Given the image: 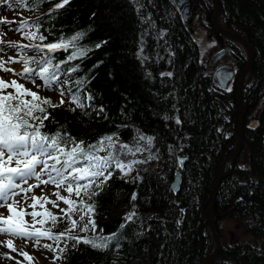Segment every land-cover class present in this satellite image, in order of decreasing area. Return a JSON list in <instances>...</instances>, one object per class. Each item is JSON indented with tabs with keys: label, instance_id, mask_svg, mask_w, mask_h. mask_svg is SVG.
<instances>
[{
	"label": "trees",
	"instance_id": "16d2710c",
	"mask_svg": "<svg viewBox=\"0 0 264 264\" xmlns=\"http://www.w3.org/2000/svg\"><path fill=\"white\" fill-rule=\"evenodd\" d=\"M192 2L201 33L229 49L239 72L241 46L213 31L210 0ZM23 3L34 14L27 20L46 36L43 43L82 33L76 48L88 50L71 61L72 48L51 54L53 63L65 61L58 75L68 82L63 85L70 101L69 88L82 106L52 103L60 106L48 108L42 131L100 146L106 137L127 141L137 129L150 136L157 153V169L124 177L111 168V178L92 189L98 194L85 197L94 204L96 224L86 236H113L108 246L68 240L57 264H202L211 246L205 218L211 183L236 141L233 85L215 84L166 0H70L59 9L55 5L63 0ZM217 17L253 49L241 108L245 123L258 118L253 129L244 124L242 149L217 188L215 207L225 215L214 224L220 249L211 264H264V0H219ZM72 67L78 70L69 74ZM178 157L185 158L181 165ZM175 170L180 182L172 191ZM43 225L65 232L59 220Z\"/></svg>",
	"mask_w": 264,
	"mask_h": 264
},
{
	"label": "snow or ice",
	"instance_id": "6c2138e0",
	"mask_svg": "<svg viewBox=\"0 0 264 264\" xmlns=\"http://www.w3.org/2000/svg\"><path fill=\"white\" fill-rule=\"evenodd\" d=\"M22 3L23 0H20ZM70 0H63V3H56L55 8L64 7ZM16 21L0 20V24H12ZM35 29V30H33ZM15 31L20 32L24 39L29 43L23 44L18 42H9V46L17 49L16 57H9V62H20L22 70L16 73L14 69L4 67V62L0 61V68L3 71H11L15 75L32 80L35 77L40 78L44 82L45 87H51L53 84H67V81H60L58 72L61 67L60 63H53L52 53L59 50H67L72 48V53L67 57L68 61L75 60L85 56L87 49L76 48L75 42L83 35L78 33L71 39H58L56 42L43 43L46 36L39 33V28L30 24L27 19H21ZM40 41V43H34ZM3 43V41H0ZM100 47V45H97ZM31 48L37 52L44 53L40 59L29 57L24 49ZM78 67L69 68V74L76 72ZM166 75H171L167 73ZM77 85H81L82 81H75ZM12 88L13 91H6ZM61 96L65 94L64 87H61ZM68 93L73 103L80 105L79 95L73 94L69 88ZM91 99V97H89ZM64 101L61 99L60 104ZM59 104H52L49 98L40 97L35 91L25 88L16 80L5 81L0 78V206L6 207L9 215H0V234H8L22 238H31L39 242L40 238H48L54 240L57 245L61 240H73L74 246L80 243L88 244L93 248L103 250L108 246V242L113 236H72L65 235V232L53 234L51 230L41 231L35 229L30 231L26 222L22 219L23 215H31L33 217V227L36 217H47L54 225L59 219L56 215L45 209L42 212L33 211L27 213L24 210H18L15 205L17 201L15 197L24 194L27 199V193L32 192L34 188L40 187L41 184H52L56 188L63 187L68 196L60 195L59 191L55 193L57 201H62L67 208L60 209L64 213V218L70 221V227L66 232H71L77 227V221L72 218L74 212H81L80 220L83 221L85 215L89 217L88 223L84 224L79 231L87 233L96 231L95 221L91 218L94 212V204L86 202L85 197L97 195L98 193L92 189L100 188L103 183L111 178L115 168L124 172L125 168L130 170V165H126L114 158L109 152L105 156L97 155L103 150V141H99L97 145L77 142L72 137L63 136L57 132L55 134H47L42 131L44 121L49 119L48 108L59 107ZM179 123V120H177ZM104 139L111 140L110 137ZM151 138H149V141ZM140 151V149H137ZM29 179H35L37 183L30 184ZM75 193L76 200L72 199ZM32 207H37V202L43 208V203H52L58 206L56 201H49L47 197L32 196ZM135 200V195L132 196ZM133 214H128L126 219L131 220ZM41 225L45 224L44 219L39 220ZM7 245L11 248L12 241H7ZM45 248L52 249V245H44ZM66 249L61 248L60 252ZM26 255V254H25Z\"/></svg>",
	"mask_w": 264,
	"mask_h": 264
},
{
	"label": "rangeland",
	"instance_id": "374dc122",
	"mask_svg": "<svg viewBox=\"0 0 264 264\" xmlns=\"http://www.w3.org/2000/svg\"><path fill=\"white\" fill-rule=\"evenodd\" d=\"M32 15H34L33 12L27 11L25 4L23 2L21 3L20 0H0V20L6 19L17 22L12 24H0V41H3V43H0V61L4 62V67L14 69L16 73H19L22 70V64L20 62L8 61L9 57L17 56V49L10 47L9 42H18L23 44L29 43V41H26L22 34L15 31V29L18 27V22L21 19H28ZM194 23L197 29H199L196 24V19ZM199 38L200 41L198 42V47L202 60L206 65H209L208 63L210 60H208V57L211 53L213 54L215 51H217L215 48V41L212 38L209 39L205 37L202 33H200ZM24 52L29 57H35L36 59H40L42 57L39 52L31 48L24 49ZM224 57L225 54L223 58ZM209 71L211 73L210 69ZM0 78L4 79L5 81L16 80L25 88L37 92L40 97L49 98L51 103H59L61 99H63L69 101L72 106H75V104L70 101L66 93L63 95V97L61 96L60 89L61 87H64L63 84L57 83L53 84L51 87H45L44 82L38 77L30 80L15 75L11 71L5 72L2 68H0ZM60 81H62V79H60ZM6 91L11 92L13 89L8 88ZM149 138L150 137L144 135L139 130L133 129L132 135L127 141H123L118 138H112L111 140L103 142V150L98 152L97 155L105 156L111 152L114 158L126 165H130V170L125 168L124 172H121L117 169L124 177L131 175L137 170H155L158 168L157 153L152 140L149 141ZM137 149H140V151H137ZM29 183L35 184L37 181L35 179H29ZM57 191H59L60 195L62 196H68V193L63 187L58 189L52 184H41L40 187L34 188L32 192L27 193V199H25L24 194L16 196L15 200L17 203L15 207L18 210H24L27 213H31L33 211L42 212L47 209L59 218V222L65 228V235H70L71 233H77L80 236L84 234H92L93 231H91V228L87 233L79 231V229L83 227L84 224H87L89 220V217L85 215L84 220L81 221V212H74L72 214V218L78 222L76 229L72 230L71 233L66 232V230H68L70 227V221L64 218V213H62L60 209L67 208V205H65L62 201H57L55 195ZM33 195L36 197H47L49 201H56L58 206H54L52 203L44 202L42 208L40 207L41 202H37V207L33 209L30 207V205L33 203V200L31 199ZM71 198L74 200L77 199L75 193L72 194ZM7 203H11V201L4 202V206H0V215L5 217L9 215L6 207ZM22 219L26 222L30 231L35 229H40L41 231L50 230L49 228L46 229L44 225L39 223V220L41 219L49 222L50 220L47 217H36L37 222L35 223L34 227L33 217L31 215H23ZM51 232L53 234H60L57 231L51 230ZM9 240L12 241L11 248L7 245V241ZM66 242H68V240H61L59 245H57L54 240L42 237L37 243L36 240L31 238L0 234V264H57L59 250ZM47 244L52 245V249L45 248L44 245Z\"/></svg>",
	"mask_w": 264,
	"mask_h": 264
},
{
	"label": "water",
	"instance_id": "95a60500",
	"mask_svg": "<svg viewBox=\"0 0 264 264\" xmlns=\"http://www.w3.org/2000/svg\"><path fill=\"white\" fill-rule=\"evenodd\" d=\"M172 8L175 10L181 24L188 32V34L193 38L195 43L198 45L200 41V31L197 29L194 21L198 14L196 7L194 6L192 0H166ZM211 2V16H210V24L213 31L220 35L225 36L235 42H237L244 54H245V61L243 66L241 67L237 80L234 86V105H235V144L232 148L231 152L223 157L221 161L218 163L217 168L215 170L213 180L210 187V192L208 196L206 211H205V218H206V226L210 234V249L207 253L204 261L202 264H211L214 258L216 257L219 249H220V240L217 236L216 229H215V220L221 219L225 214L220 213L217 211L215 207V197L217 193V188L219 185L220 180L228 175L231 172L232 166L235 162L237 155L239 154L242 146H243V137H242V108H241V88L244 83V79L247 72H250L251 64H252V57H253V49L251 45L237 32L227 30L223 28L219 21H218V12H219V0H210ZM231 72L226 71L224 69L217 68L211 71V78L215 82V84L222 88L226 82L230 79ZM258 113L256 114V117ZM257 125V119H252L246 127L253 128ZM184 157H178L177 162L181 165ZM229 160V165L227 171H221L220 165L225 160ZM180 182V173L178 170L174 171L173 177L169 183V187L172 191H176Z\"/></svg>",
	"mask_w": 264,
	"mask_h": 264
},
{
	"label": "flooded vegetation",
	"instance_id": "af4514ba",
	"mask_svg": "<svg viewBox=\"0 0 264 264\" xmlns=\"http://www.w3.org/2000/svg\"><path fill=\"white\" fill-rule=\"evenodd\" d=\"M215 48L217 49V51H215V53L213 54L212 53L210 54V56L208 57V60L210 61L208 63L209 65L207 66L211 71L217 68H220V69L224 68V70L231 72L229 83L230 85H233L234 87L235 86L234 84L237 80L239 72H237L236 66L232 61L230 51L227 47H225V45H216ZM224 54H225V57L223 58Z\"/></svg>",
	"mask_w": 264,
	"mask_h": 264
},
{
	"label": "bare ground",
	"instance_id": "6f19581e",
	"mask_svg": "<svg viewBox=\"0 0 264 264\" xmlns=\"http://www.w3.org/2000/svg\"><path fill=\"white\" fill-rule=\"evenodd\" d=\"M232 31V30H231ZM250 44V43H249ZM224 69V68H223ZM248 73V72H247ZM246 73V74H247ZM245 80V79H244ZM229 81H230V79L226 82V84L222 87V88H226L230 83H229ZM243 111V110H242ZM254 118H258V116L257 117H253V118H251V120L252 119H254ZM242 120H243V125H242V129H243V126H244V124H248L251 120H249V122H247V123H245L244 122V112H242ZM254 128V127H253ZM253 128H250V129H253ZM135 131V130H134ZM150 137V136H149ZM242 149V148H241ZM241 151V150H240ZM240 153V152H239ZM238 156V155H237ZM228 165H229V160L227 159V160H225L224 162H222L221 163V165H220V170L221 171H227V169H228ZM232 168H233V166H232ZM231 171H232V169H231ZM179 189V188H178ZM216 221V220H215ZM215 224V223H214Z\"/></svg>",
	"mask_w": 264,
	"mask_h": 264
}]
</instances>
